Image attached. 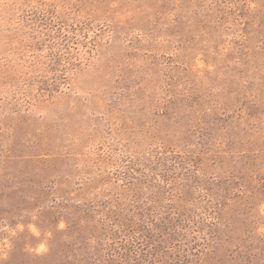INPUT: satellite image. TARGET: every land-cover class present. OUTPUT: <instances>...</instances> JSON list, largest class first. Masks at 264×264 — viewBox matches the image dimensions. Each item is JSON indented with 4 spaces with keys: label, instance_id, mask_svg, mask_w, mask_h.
Returning <instances> with one entry per match:
<instances>
[{
    "label": "rangeland",
    "instance_id": "1",
    "mask_svg": "<svg viewBox=\"0 0 264 264\" xmlns=\"http://www.w3.org/2000/svg\"><path fill=\"white\" fill-rule=\"evenodd\" d=\"M0 264H264V0H0Z\"/></svg>",
    "mask_w": 264,
    "mask_h": 264
}]
</instances>
